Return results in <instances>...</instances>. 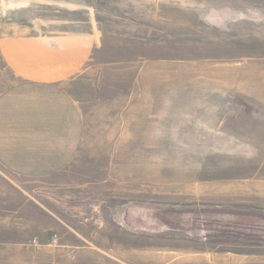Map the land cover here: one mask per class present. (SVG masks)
I'll list each match as a JSON object with an SVG mask.
<instances>
[{
	"label": "rangeland",
	"instance_id": "obj_1",
	"mask_svg": "<svg viewBox=\"0 0 264 264\" xmlns=\"http://www.w3.org/2000/svg\"><path fill=\"white\" fill-rule=\"evenodd\" d=\"M80 22L69 80L0 55V264H264V0H0V32ZM43 104L63 146L8 134Z\"/></svg>",
	"mask_w": 264,
	"mask_h": 264
},
{
	"label": "crops",
	"instance_id": "obj_2",
	"mask_svg": "<svg viewBox=\"0 0 264 264\" xmlns=\"http://www.w3.org/2000/svg\"><path fill=\"white\" fill-rule=\"evenodd\" d=\"M68 27L60 32L28 26L3 27L4 30L0 32V55L12 72L28 83L54 85L69 80L87 64L97 39L94 27H89V22ZM28 111L17 115L20 117L16 121L6 122L8 134L22 138L27 143L40 142L38 146L41 148L63 146L66 140L63 137V126H60L66 120V110L52 117V123L48 124L50 127L42 124H47L45 118L48 115L44 104L37 109L29 108ZM12 124L15 127L10 128Z\"/></svg>",
	"mask_w": 264,
	"mask_h": 264
}]
</instances>
